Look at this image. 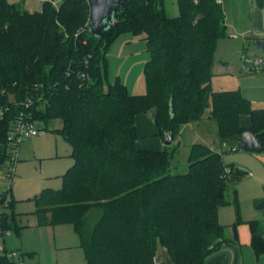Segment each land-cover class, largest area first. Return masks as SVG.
Wrapping results in <instances>:
<instances>
[{"label": "trees", "instance_id": "obj_1", "mask_svg": "<svg viewBox=\"0 0 264 264\" xmlns=\"http://www.w3.org/2000/svg\"><path fill=\"white\" fill-rule=\"evenodd\" d=\"M177 5L179 15L169 17L163 0H120L112 25L98 37L89 30L88 0L45 1L34 13L0 0V167L11 159L8 131L22 103L32 99L35 120L45 127L61 123L56 132L71 145L74 161L61 176V189L46 188L31 199L34 214L39 226L72 225L86 264H154L159 247L175 264H206L227 240L219 209L229 203V183L248 172L195 143L187 172L173 174L176 148L137 147L139 116L152 112L163 140L169 130L175 140L184 125L206 116L220 141L250 131L264 153V108H254L240 90L211 88L217 46L228 36L221 3ZM127 33L142 37L149 54L143 95L130 94L119 77L106 81L108 51ZM245 115L247 127L241 124ZM8 195L11 188L0 193V236H19L16 200ZM233 204L237 240L242 220L236 193ZM249 225L258 258L264 255V222ZM0 264L18 261L0 255Z\"/></svg>", "mask_w": 264, "mask_h": 264}, {"label": "rangeland", "instance_id": "obj_2", "mask_svg": "<svg viewBox=\"0 0 264 264\" xmlns=\"http://www.w3.org/2000/svg\"><path fill=\"white\" fill-rule=\"evenodd\" d=\"M9 1L16 3L21 10H26L31 13L40 12L45 1H51L56 6H59L62 2V0ZM163 7L166 15L169 17L179 15L177 0H163ZM83 30L84 28L81 31ZM79 33L80 31L77 34ZM244 47L245 53L251 60L255 59L258 55L264 58V49L253 45L251 41L247 40ZM238 57L237 62H233V67H231L234 78L227 74L224 76H213L211 81L212 90H240V86H245L246 88L247 85L256 87V96L253 97L254 99L250 97L249 101H252L253 107L264 108L263 67V70L260 69L257 72L247 73L244 70L242 53H239ZM148 58L149 54L146 43L142 40V37L132 33L123 34L108 51L106 81L114 82L119 77L127 86L130 94H145L147 88L144 66ZM222 58L224 57L219 52H216L214 64L217 66V70L224 67L220 62ZM257 75L262 76V78L260 77L256 81L251 80V77ZM243 92L248 96L246 90ZM260 102L262 103L260 104ZM148 116L155 124L152 112L148 113ZM36 121L43 128L44 134L24 139L18 147L14 164L11 159H8L0 167V193L11 188L12 195H8V200L15 199V212L18 214L23 213L19 214L17 218L18 224L23 227L20 237L14 232H6L4 237L0 236V250L5 246L9 251L16 250L20 253L21 259L18 261L21 264H72L73 258L71 254L75 255L76 251L79 252L82 249L77 248L78 250H75L76 248H74V250L66 252L61 246L70 243L71 237L61 235L60 230L62 228L70 229V233L74 237V242L78 243L79 238L73 226L70 224L37 226V216L34 214L36 206L35 202L31 200L34 196L39 195L43 189H61V176L74 163L70 157L72 147L61 134L56 132V129L61 128L59 121H53L46 127L39 120ZM216 132V124L211 120L207 122L206 129L201 122L184 125L179 134L176 135L175 140H173V144L170 146L164 145V148H168L169 150L173 148L177 149L172 162V173L181 174L187 172L189 166L188 156L191 146L195 143L211 145V142H214L216 139ZM217 148L216 151L223 153V158L226 163H235L242 170L249 173L244 178L229 183V189L225 195L229 203L226 205L234 207L236 213V208L233 204L236 193L241 217L250 216L247 218H251V220L255 218L259 220L261 218L262 222H264V209H257V205L261 201L256 204L252 197L253 193L264 197V153L252 154L242 149L236 150L237 147L235 150H230L231 148H229L224 152L225 148ZM11 168H13L12 176H10ZM34 221L35 223H33ZM35 234L39 235L37 237H40L41 240L36 237L33 238ZM23 238H25L26 246L21 245ZM28 245L36 251L28 254ZM81 259L85 263L84 256Z\"/></svg>", "mask_w": 264, "mask_h": 264}, {"label": "crops", "instance_id": "obj_3", "mask_svg": "<svg viewBox=\"0 0 264 264\" xmlns=\"http://www.w3.org/2000/svg\"><path fill=\"white\" fill-rule=\"evenodd\" d=\"M219 2L221 3L225 14V22L228 27V36L219 41L216 51L219 52L224 57L220 61L221 64L224 65V67L219 68V70H217L216 69L217 66L214 64L213 76L215 75L224 76L225 74H227V75H231L234 78V74L231 69V67H233L232 63L237 62L239 58L238 57L239 53H242V59H243V55L247 56L244 47L245 42L247 40L251 41V43L253 40H257V39L264 40V0H219ZM257 57H261V56L258 55ZM260 77L262 78V76L259 75L253 76L251 77V80L256 81V79ZM244 89L248 92V96L244 94L243 92L245 91ZM255 89L256 87L249 85H247L246 88L245 86L244 87L240 86V90L243 92V94L246 96L248 100L250 99V97L253 98L256 96ZM231 90H238V89H231ZM261 103L262 102H260V104ZM254 108H260V107H254ZM204 119L201 121V123L203 124V127L206 129V125L209 119H207L206 117ZM136 124L140 136L139 140L137 141L138 148L155 150V151L164 149V140L157 135L158 133L157 127L150 119L148 114L139 116L137 118ZM241 124L245 127L249 126L250 117L246 115L242 116ZM239 143H240V139H238L237 137L220 141L216 132L215 141L211 142V145L208 146H210L211 149L214 150L215 152H218L216 151L218 149L217 147H223L225 148L224 149L225 152L226 149L228 150L229 148H231L230 150H235L236 147H237L236 150L237 149L240 150L241 148ZM221 154L223 155V153ZM252 154H260V153H252ZM227 164L236 165L235 163H227ZM252 197L256 204L262 200L264 201V197L260 196L259 194L253 193ZM19 214H23V213H19ZM247 217L250 216L241 217L242 223H239L237 226L236 229L237 240H235V231L233 229V225L236 222L235 220H237V218L234 207L225 205L219 209V222L221 223V225H223L226 228L225 233L227 240L220 246V248L217 251L213 252L211 255L207 257L206 264H264V255H261L260 257L257 258L251 245L252 234L249 223L253 220H258V219L255 218L251 220V218H247ZM258 221L262 222V219L259 218ZM33 223H35V221ZM36 225L38 226V219ZM60 234L68 235L69 237H71L70 243L61 246L62 248L65 249L66 252L74 250V248H76L75 250H78L77 248H81L79 242L78 243L74 242V237L70 233V229L62 228L60 230ZM20 235L17 236L20 237ZM39 235L35 234L33 238L36 237L37 239L41 240L40 237H37ZM21 245L26 246L25 238L22 239ZM3 248L8 250L6 246ZM27 248H28L27 250L28 254L33 253V251H36L33 248H31L30 245H28ZM18 254L20 253L18 252ZM82 256H84L83 250L79 252L76 251L75 255L71 254V257L73 258L72 264H86L85 256H84L85 263H83L81 259ZM156 259L157 262L154 264H175L170 258L166 248L163 247H159L156 255Z\"/></svg>", "mask_w": 264, "mask_h": 264}, {"label": "built area", "instance_id": "obj_4", "mask_svg": "<svg viewBox=\"0 0 264 264\" xmlns=\"http://www.w3.org/2000/svg\"><path fill=\"white\" fill-rule=\"evenodd\" d=\"M243 65L244 70L248 73L257 72L264 66V59L262 57H256L255 59L248 58L243 55ZM42 97H38V101H41ZM34 100L28 99L26 102L22 103L24 110H22L16 120L12 125L7 134L8 144L10 146L11 161H16L17 151L20 143L30 137L38 136L44 134L43 128L39 126L38 122L34 118L33 112L30 110L34 104ZM3 115V111L0 112ZM13 168L10 169V176H12ZM231 170L226 168V175L228 179H231ZM0 255L6 256L10 260H19V254L16 251H8L5 248H1ZM157 262L155 258L154 263ZM18 264H21L18 261Z\"/></svg>", "mask_w": 264, "mask_h": 264}, {"label": "water", "instance_id": "obj_5", "mask_svg": "<svg viewBox=\"0 0 264 264\" xmlns=\"http://www.w3.org/2000/svg\"><path fill=\"white\" fill-rule=\"evenodd\" d=\"M90 6L89 15V30L94 36L101 37L106 30L112 25L114 16L119 8L120 0H88ZM252 44L264 49V40H253ZM173 144L171 130L165 134L164 145L170 146ZM240 148L246 152L263 153V148L250 131H245L240 139ZM258 209L264 208V201H261Z\"/></svg>", "mask_w": 264, "mask_h": 264}]
</instances>
